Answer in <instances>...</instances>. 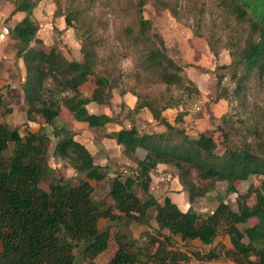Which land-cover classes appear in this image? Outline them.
<instances>
[{"label":"trees","instance_id":"trees-1","mask_svg":"<svg viewBox=\"0 0 264 264\" xmlns=\"http://www.w3.org/2000/svg\"><path fill=\"white\" fill-rule=\"evenodd\" d=\"M222 3L248 28L242 45L237 43L229 53L231 63L220 67L231 72L236 84L234 92L239 94L252 74L259 80L264 78V0H222ZM36 6V2L23 0L15 8L13 14L21 13L23 18L11 33L21 43L18 57L25 67L26 119L30 122L40 117L44 124L43 134L30 133L22 138L17 130L0 124V264H75L74 249L78 244L83 245L82 255L88 259L87 264H96L95 259L110 243L107 231L97 237L106 228H99L100 220L109 223L122 219L141 226H148L153 219L156 236L150 243H157V249L152 254L145 252L144 256L159 264L177 258L187 259L167 251V247H174V238L210 246L222 226L229 235L231 249L216 254L213 248L204 257L210 260L228 254L239 264H264V180L258 187L251 185L245 194H237L235 187L236 183L247 182L252 176H264V140L245 142L241 147L225 143L224 151L218 153L212 138L203 134L188 136L178 124L170 125L160 112L146 105L166 131L142 135L131 128L103 134L122 147L127 157L134 159L137 149L145 151L142 159H135L136 169L131 176L124 181L119 175L110 178L108 170L96 165L87 149L74 140L76 134L72 125L62 118L60 104L74 121L103 131L110 118L89 114L86 105L90 102L106 104L114 83L94 76L88 55L82 62H67L56 48L45 49L36 36L33 20ZM140 25L145 22L140 21ZM161 58V54L151 51L147 61L160 70L162 82L170 85L175 78L168 72L172 63L165 67ZM172 66L175 71L180 70ZM92 76L93 91L85 97L80 88ZM46 128L51 129L55 139L53 159L56 166L66 161L82 175L79 181L72 183L51 172ZM9 143L14 144V150L5 155ZM159 165L177 170L178 182L187 193L190 205L210 191L216 182H223L227 194H237L236 209L220 202L210 215L202 218L191 206L182 211L168 197L159 204L150 195V172ZM192 170L199 180L207 183L206 187H197L191 178ZM47 175L51 176V182L45 190L41 185ZM104 180L110 182L112 207L103 208L92 198V182L99 184ZM136 189L142 190L148 199L141 201ZM251 195L255 203L249 206L247 201ZM251 220L254 223L250 224ZM113 238L117 249L106 264L140 262V251L134 249L135 244L124 234L115 232Z\"/></svg>","mask_w":264,"mask_h":264},{"label":"rangeland","instance_id":"rangeland-1","mask_svg":"<svg viewBox=\"0 0 264 264\" xmlns=\"http://www.w3.org/2000/svg\"><path fill=\"white\" fill-rule=\"evenodd\" d=\"M22 1L0 0V48L6 53L3 57L11 58L14 62L7 65L6 60H3L1 64L0 57V77L3 76L2 72L8 74L2 79L3 82L0 81V123L17 130L25 138L30 133L43 134L44 124L40 117L30 122L26 119V103L22 92L25 67L22 58L16 56L21 43L11 33L17 24L13 11ZM31 1L37 3L33 20L37 28L36 36L45 49L56 48L67 62H82L88 55L93 63L94 76L105 77L111 84L113 81L117 91L109 98L113 123L107 125L108 130L134 128L142 135L164 133L165 127L154 119L146 106L150 105L170 125L178 124L188 136L203 134L212 138L218 153L224 151L225 143L241 147L245 142L258 143L264 140V78L259 80L252 74L246 88L236 94L231 72L220 68L231 63L229 53L237 43L242 45L248 29L245 23L237 21L228 12L222 0ZM140 21H144L145 25H140ZM151 51L163 56L161 62L165 67L172 63L180 68L175 71L172 65L168 67V72L175 75L170 85L162 82L160 70L147 61ZM92 78L80 88L85 97L93 91ZM123 96L136 100L127 102ZM60 105V114L72 125L75 139L89 146L98 163L112 169L121 181L132 175L136 163L123 155L122 148L102 138L86 124L74 121ZM46 134L49 135L46 143L48 164L53 175L72 183L79 181L82 175L77 174L66 161L55 167V139L51 136V129ZM103 143L105 146L101 147ZM106 149L110 151L108 158ZM13 150L14 144L9 143L5 155H10ZM143 154L140 149L136 157L140 159ZM117 160L121 162L117 164ZM191 173L197 187L207 186V183L196 177L195 171ZM152 175L150 195L161 204L170 192L176 193L174 187H179L174 180L177 179V170L172 166L159 165ZM263 180L264 176H252L247 182L236 183L237 194H245L251 185L258 187ZM50 182L51 176H45L41 187L47 190ZM92 185L93 200L103 208L112 207L110 182L104 180L99 184L92 182ZM237 194H227L226 184L216 182L210 191L196 198L192 205L188 203L187 193H184L183 200L175 201L181 210L185 211L191 206L200 217L205 218L220 202L235 210ZM136 195L141 201L148 199V195L140 189H136ZM247 203L253 205L255 197L251 195ZM249 223H254V220ZM99 228L109 232L110 243L106 251L95 259L96 264H106L110 255L115 253V232L124 234L130 243L135 244L134 249L141 253L138 264H159L144 256L145 252L152 254L157 249V243H150L151 238L156 236L153 219L145 227L125 219L109 223L100 220ZM173 245L167 247V251L173 255H184L187 259L177 258L166 264L209 261L204 257L209 250L214 248L217 254L228 252L232 247L225 226L220 228L210 246L198 241H183L179 237L173 239ZM82 248L83 245L78 244L74 249L75 264L88 262L82 255ZM226 255L235 261L232 255Z\"/></svg>","mask_w":264,"mask_h":264},{"label":"crops","instance_id":"crops-1","mask_svg":"<svg viewBox=\"0 0 264 264\" xmlns=\"http://www.w3.org/2000/svg\"><path fill=\"white\" fill-rule=\"evenodd\" d=\"M13 18L17 21V22H19L22 18H23V14H21V13H17V14H15V15H13ZM3 55H5L6 56V53H4V51L0 48V57H1V64H2V62H3V60L5 61V64H14V62H13V60H11V58H4L3 57ZM17 57H18V53H17V55H16ZM2 74H3V76H1L0 77V81L1 82H3L2 81V79L3 78H5V77H7L8 76V74L6 73V72H2ZM24 78H25V76H24ZM23 84H24V82H23ZM23 84H22V92H23ZM117 91V89L115 88V86L114 85H112V88H111V90H110V94H109V98H111L112 97V95L111 94H113L114 92H116ZM111 95V96H110ZM124 97H126V96H123L122 98H124ZM109 98H108V102L106 103V104H96V103H94V102H90L89 104H87L86 105V110L88 111V113L89 114H93V115H106L107 117H109L110 118V120H109V122L108 123H106L105 124V126H104V129H103V131H97V130H94V129H92V128H90V129H92L94 132H96L97 134H99L102 138H104V139H108V138H105L104 136H103V134H106V133H110V132H115V131H119V129H117V130H112V131H110V130H108V126L107 125H109L110 123H113V117H112V114H111V111H110V107H109ZM124 99H126L125 101H127V102H130L131 100H136V99H133L132 97H130V96H128L127 98H124ZM1 103V102H0ZM129 104V103H128ZM90 108H94V109H96V110H90ZM69 113V112H68ZM71 116V115H70ZM64 119V118H63ZM65 120V119H64ZM67 121V120H66ZM69 122V121H68ZM1 124V123H0ZM2 124H5V123H2ZM126 129H131V128H126ZM120 130H122V129H120ZM139 133V132H138ZM140 134V133H139ZM74 140L76 141V142H78V143H80V144H82L86 149H87V151L91 154V156L93 157V159H94V163L96 164V165H98V166H100V167H105L107 170H108V175H109V177L110 178H114V177H116L118 174H115V173H113V171H112V169H110V168H108V166H106V165H103L102 163H98L97 162V160H96V155L92 152V150L89 148V146L88 145H86L82 140H78V139H75V137H74ZM109 141H113L114 143H115V141L114 140H112V139H108ZM115 145H117L116 143H115ZM103 146H105V143H103L102 144V146L101 147H103ZM118 146V145H117ZM100 147V148H101ZM120 147V146H119ZM120 148H122V147H120ZM103 150H105V148H103ZM138 150H140V149H137V151H136V153H135V155H134V159L133 158H130V157H128V158H130V159H133L134 161H135V159L136 160H140V159H142L143 157H144V155H145V151L143 150V149H141L143 152H144V154H143V157L142 158H140V159H138L137 157H136V154H137V152H138ZM110 151H108V149H106V152H105V155H106V157L108 158V156H110L108 153H109ZM124 155V154H123ZM125 156V155H124ZM127 157V156H126ZM110 158H112V156L110 157ZM109 158V159H110ZM121 161L120 160H117V164H119ZM55 167H56V163H55ZM159 166H157V168H158ZM156 168V169H157ZM135 169H136V167H135ZM135 169H134V171H133V173L135 172ZM156 169H154L153 171H155ZM153 171H151L150 172V177H151V180L153 179V175H152V172ZM132 173V174H133ZM122 174H124V173H122ZM128 177V176H127ZM176 182H178V179H174ZM151 184H152V181H151ZM151 184H150V186H151ZM178 185H179V187H174L175 188V192L176 193H169L168 195H166L165 196V198L166 197H168L169 199H171V201L174 203V204H176L177 206H178V204L176 203V201L175 200H177L178 202H180L181 200H183L182 198L184 197V191L182 190V187H181V185L179 184V182H178ZM178 192V193H177ZM186 194V193H185ZM164 198V199H165ZM164 199H163V201H164ZM163 203V202H162ZM161 203V204H162ZM185 203V202H184ZM160 204V203H159ZM180 209V208H179ZM187 210V209H186ZM185 210V211H186ZM183 211V210H182ZM143 227H145V226H143ZM100 255H98L97 257H99ZM113 255H110V258L112 257Z\"/></svg>","mask_w":264,"mask_h":264},{"label":"built area","instance_id":"built-area-1","mask_svg":"<svg viewBox=\"0 0 264 264\" xmlns=\"http://www.w3.org/2000/svg\"><path fill=\"white\" fill-rule=\"evenodd\" d=\"M199 263H204V264H237L234 260L230 259L227 255L225 254H220L216 256L215 258L210 259L209 261H194L190 262V264H199Z\"/></svg>","mask_w":264,"mask_h":264},{"label":"water","instance_id":"water-1","mask_svg":"<svg viewBox=\"0 0 264 264\" xmlns=\"http://www.w3.org/2000/svg\"><path fill=\"white\" fill-rule=\"evenodd\" d=\"M50 132V129L49 128H46V133H49ZM105 231L101 232L97 237H100L104 234Z\"/></svg>","mask_w":264,"mask_h":264}]
</instances>
